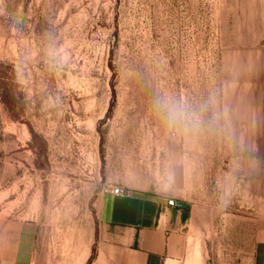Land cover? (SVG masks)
I'll return each instance as SVG.
<instances>
[{"label": "rangeland", "instance_id": "obj_1", "mask_svg": "<svg viewBox=\"0 0 264 264\" xmlns=\"http://www.w3.org/2000/svg\"><path fill=\"white\" fill-rule=\"evenodd\" d=\"M256 37L254 0H0V228L34 222L36 264H79L98 197L144 189L211 213L198 258H250L264 228ZM174 108L195 127L170 128Z\"/></svg>", "mask_w": 264, "mask_h": 264}, {"label": "crops", "instance_id": "obj_2", "mask_svg": "<svg viewBox=\"0 0 264 264\" xmlns=\"http://www.w3.org/2000/svg\"><path fill=\"white\" fill-rule=\"evenodd\" d=\"M256 42L264 41V0H254ZM264 55V54H263ZM262 55V57H263ZM260 144L264 155V85L260 91ZM144 189L104 191L97 200L98 226L91 249L79 264H208L195 254V241L211 213ZM180 200V199H175ZM247 245L240 251H245ZM250 258L222 264H264V228L253 239ZM37 224L8 220L0 228V264H36Z\"/></svg>", "mask_w": 264, "mask_h": 264}, {"label": "clouds", "instance_id": "obj_3", "mask_svg": "<svg viewBox=\"0 0 264 264\" xmlns=\"http://www.w3.org/2000/svg\"><path fill=\"white\" fill-rule=\"evenodd\" d=\"M168 125L170 128L188 130L189 127H195V119L190 118L186 112L180 108H174L168 113Z\"/></svg>", "mask_w": 264, "mask_h": 264}, {"label": "water", "instance_id": "obj_4", "mask_svg": "<svg viewBox=\"0 0 264 264\" xmlns=\"http://www.w3.org/2000/svg\"><path fill=\"white\" fill-rule=\"evenodd\" d=\"M171 202H172L173 204H177V205H180V206H187V205H188L187 202L182 201V200H175V199H172Z\"/></svg>", "mask_w": 264, "mask_h": 264}, {"label": "built area", "instance_id": "obj_5", "mask_svg": "<svg viewBox=\"0 0 264 264\" xmlns=\"http://www.w3.org/2000/svg\"><path fill=\"white\" fill-rule=\"evenodd\" d=\"M116 190L119 192H126V190L124 188H117Z\"/></svg>", "mask_w": 264, "mask_h": 264}]
</instances>
